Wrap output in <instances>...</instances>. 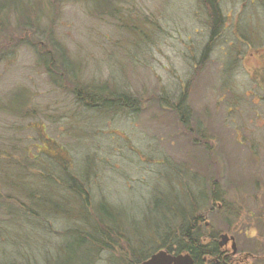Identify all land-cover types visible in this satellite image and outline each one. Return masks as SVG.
<instances>
[{
  "label": "rangeland",
  "instance_id": "obj_1",
  "mask_svg": "<svg viewBox=\"0 0 264 264\" xmlns=\"http://www.w3.org/2000/svg\"><path fill=\"white\" fill-rule=\"evenodd\" d=\"M101 2L0 15V155L26 149L38 176L37 148L62 149L87 201L82 215L63 183V212L44 214L0 158V264H47L73 236L92 238V264H129L196 219L203 244L234 236L238 260L264 264V0H216V32L203 0Z\"/></svg>",
  "mask_w": 264,
  "mask_h": 264
},
{
  "label": "trees",
  "instance_id": "obj_2",
  "mask_svg": "<svg viewBox=\"0 0 264 264\" xmlns=\"http://www.w3.org/2000/svg\"><path fill=\"white\" fill-rule=\"evenodd\" d=\"M203 1L205 2V5L209 12V19L212 23V29L213 31L216 32L220 24L223 22V19L221 18L219 13L218 6L216 4V0H203ZM102 2H104V0H102ZM8 7L14 8L15 11L19 13V16L21 14H25L27 10L30 11L29 13H33V12L39 13L38 11L39 5H37L36 7H32L31 0H26L25 4L22 3L21 0H0V15L2 14L10 15V12L8 11ZM59 52L63 64H65V66L68 68L69 65H66L65 63L67 61L66 53L64 51H59ZM23 103L25 104V101L23 100V94L15 96L12 99L13 108L15 110L13 109L12 110L17 113H23L25 108ZM41 142L43 144L52 145L53 147L59 150V148L50 139H45L42 140ZM37 150H39V152H42L40 155L41 157L43 156L46 157L45 161H43L44 163H42L41 165L44 166V169H39L38 176H36L35 174H30L29 168L33 162H30L28 157H26L28 154L26 149L23 151L26 153V156H24L23 161H16L13 158L15 156L14 152L13 154H8V152H4L3 154L1 153L0 158H3L8 165L11 164L9 166L10 167L12 166L11 169H13L14 171V173L11 174L12 176L11 179L6 178L5 183L7 185L8 183L11 185V190L13 191V193H15L16 196L19 193L25 195V198H28L29 201L37 202L40 211L42 210V213L44 214L50 213L51 211H53L54 213H59V211L61 213L63 212V210H61L62 203H60L59 201L60 199H58L59 202L58 205H56L55 200L58 198L59 195V190H58L59 186L63 183H66L68 184L67 186H69V190H73L74 194H76L79 197L77 198L79 204V211L83 215L84 209H86L87 207V201L86 198L84 197V185L80 180H77V178H73L68 173L69 170L67 165L62 166V169L59 168L58 162H60V159H64L63 156L58 155L59 153L62 152V149L59 150V153H57V151L53 152L57 154L56 156L55 155L51 156L47 154L50 151L48 150L46 151L45 149H42V151H40L41 150L40 147H38ZM14 151H16V149H14ZM58 172H62L63 175L66 174L64 177L66 180L58 177L57 175ZM43 185H46L45 187H47L44 190L41 187H39ZM100 209L102 213L105 214L104 207L102 206L100 207ZM108 215L110 216L109 217L110 220L107 221L109 225H113V223L117 222L116 217L112 218L113 217L112 213L107 214V216ZM97 219H99V221L106 222L101 216L100 212L99 215H97ZM97 219L94 218L93 221L87 220L85 224L91 225V229H92L95 225L98 226L99 222ZM83 220H85V218ZM190 222L191 223H189L187 226L181 229L180 238L178 237L170 243L168 237L165 236L166 241H163L164 243L160 248V250H156L151 254H146L141 258H139L137 254L132 253L133 255L132 261H130L129 264H141L142 262L149 259L153 254L163 249L165 251H168L169 253L176 255L187 253L191 255L195 264H199V260L201 259L202 255L205 252H207L208 247H203L201 245L202 243L201 239L203 238V236H201V232H200V221L196 219ZM74 237L75 236L67 237L64 247L59 249L58 254L55 258L51 259L50 261L47 260V264H79L82 261H85L83 264H92V260L96 255L95 250L93 249L94 243L91 240L92 238L85 239L82 236H79L77 238ZM12 264H16V263H12Z\"/></svg>",
  "mask_w": 264,
  "mask_h": 264
},
{
  "label": "flooded vegetation",
  "instance_id": "obj_3",
  "mask_svg": "<svg viewBox=\"0 0 264 264\" xmlns=\"http://www.w3.org/2000/svg\"><path fill=\"white\" fill-rule=\"evenodd\" d=\"M217 238L214 236L209 245L201 243L203 247H208V250L202 255L199 264H246L250 255L240 260L237 259L239 251L234 236L225 234L219 235ZM229 245H231V249H229ZM193 264H195L194 260Z\"/></svg>",
  "mask_w": 264,
  "mask_h": 264
},
{
  "label": "water",
  "instance_id": "obj_4",
  "mask_svg": "<svg viewBox=\"0 0 264 264\" xmlns=\"http://www.w3.org/2000/svg\"><path fill=\"white\" fill-rule=\"evenodd\" d=\"M141 264H193L188 254L173 255L167 251H159Z\"/></svg>",
  "mask_w": 264,
  "mask_h": 264
}]
</instances>
